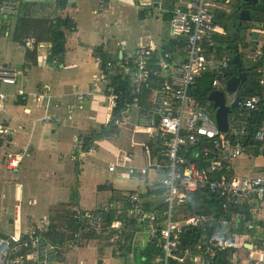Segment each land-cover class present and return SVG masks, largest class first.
Listing matches in <instances>:
<instances>
[{
	"label": "crops",
	"instance_id": "crops-1",
	"mask_svg": "<svg viewBox=\"0 0 264 264\" xmlns=\"http://www.w3.org/2000/svg\"><path fill=\"white\" fill-rule=\"evenodd\" d=\"M17 2L19 10H22L23 23L17 25V31H21L19 34L22 36L19 37L25 43L21 45L14 41L16 23L4 38L0 37V63L19 72L17 84H0V127L11 128L13 132V135L0 137V233L28 231L37 226L42 218L66 212L68 207L75 206L89 212L107 205L111 200L118 207L116 209L130 214L127 211L129 193H142L145 202L149 199L145 195L149 190L161 188L157 183L161 179L159 174L153 171L154 181L143 183L137 171L152 167L158 160L165 161V140L156 135L155 127L147 132L139 109L131 107L123 112L124 123L119 127L117 136L93 139L91 145L96 149L87 146L82 156H76L78 141L94 133L99 134L108 125V118L111 120L106 85L98 82L99 77L104 75L103 71L107 70L103 69L102 61H97L93 53L97 52L95 47L106 43L113 45L114 42L117 44L111 52L113 55L115 51L119 58L126 50H134L142 44L158 50L164 35H174L171 21H167L165 26L164 17L156 10L152 18L138 20V13L145 5L149 7L150 0H107L104 3L102 0H71L65 11L58 9L55 0ZM59 16L73 17L77 24V30L68 35L63 63L49 58L52 45L47 35V26ZM147 37L152 39L150 43H147ZM185 59L184 54L177 62ZM21 89H24V95L20 94ZM89 91L92 94L81 101L80 93ZM20 100L26 104L20 105ZM141 128L145 132H141ZM121 152L128 154L126 164L119 163ZM17 153H22L24 158L18 169L9 170L8 160ZM246 156L254 159V167L244 169L236 166L244 156L229 165L226 177L264 174V158ZM107 164H116V167L110 171L112 166L107 167ZM243 169L245 175H239L237 172ZM25 201L27 207H24ZM259 214L264 217V209ZM134 225L132 223L126 245L132 244L130 251L140 253L155 236L144 226L139 225L135 229ZM242 232L246 237L249 229L243 227ZM252 234L249 240L254 248L252 250L244 245L238 249V264H252L255 257H261L257 252L260 248L257 242L264 240V226L256 223ZM252 238L256 241L251 242ZM89 244L87 248H69L63 257L65 261L59 260L57 264H86V261L100 264L96 242ZM109 249L102 264H138L135 259L139 258L140 264H144L140 257L143 255L138 254L134 261L127 259L122 262L115 260L113 251ZM88 251L92 252L91 260Z\"/></svg>",
	"mask_w": 264,
	"mask_h": 264
},
{
	"label": "built area",
	"instance_id": "built-area-1",
	"mask_svg": "<svg viewBox=\"0 0 264 264\" xmlns=\"http://www.w3.org/2000/svg\"><path fill=\"white\" fill-rule=\"evenodd\" d=\"M105 1L102 0V3ZM234 2L235 0L182 2L188 11L181 10V5L175 6L172 26L175 34L187 45L186 59L171 67L173 93H160L151 116L141 117L144 126L150 129L155 127L156 135L165 140V161L158 160L152 167L139 168L137 171L143 183L154 181L153 171L161 176L157 183L165 190V207L161 211L152 212L144 208L142 193H129L127 211L130 215L126 216L124 210L116 209L113 226L122 231L111 241L109 248L112 251L126 245L133 220H136L155 237L160 235L159 244L164 251L163 264H169L170 255L179 250L183 231L192 228L205 235V239L196 246L197 253L190 257L194 264H213L223 252L229 254L231 264H238V249L250 243L249 236L253 235L254 225L260 223L264 226V217L259 214L264 209V174L244 178L226 177L229 165L243 155L264 158V122L256 132L254 145L241 142L238 139L245 136V128H234L231 133L230 123V131L221 132L213 111L191 94V90L197 88L198 80L204 79L207 74L212 75L208 96L213 91L226 90L233 58L229 54H218L217 40L223 33V28L216 21L217 12L233 14ZM164 4L165 0H150L153 8L164 10ZM18 8L17 0H0V25L2 18L17 15ZM253 32L254 29L249 34L250 39ZM246 35L248 40V33ZM113 44L116 45L117 42ZM87 51L91 52L90 49ZM150 53L148 45L142 44L133 52L123 54L121 58L114 51L106 63L108 72L120 73L134 83L132 106L135 108L140 106L141 93L150 81L146 73ZM93 55L97 61H102V52H95ZM18 75L16 68L0 63V84H17ZM98 82L107 86L109 79L102 75ZM20 94L24 95L25 91L21 89ZM91 94L90 91L81 92L80 100L84 101ZM230 97L232 101L234 94H230ZM262 99L256 88L254 94L243 98L239 110L253 111ZM208 104L212 106L209 100ZM115 106L116 100L110 97V117ZM109 122L108 118L107 123ZM230 133L236 138H232ZM9 135H13L11 128L0 127V137ZM206 143L211 146L205 145L202 149H197L198 145ZM84 148V140L80 139L76 156H82L86 152ZM90 148L94 150L96 146L92 144ZM23 158L22 153L12 155L8 160V169H18ZM127 158V152H121L119 163L126 164ZM115 167L112 166L110 171ZM18 186L22 187V184ZM202 187L207 188L208 199L203 205V212H197L192 201ZM66 214L71 218L84 215L86 224L98 234L101 233L102 214H84L78 208H73ZM49 223L50 219L42 218L37 226L28 231L0 233V264H57L58 247L52 245L47 238ZM243 227L249 229L246 237L243 236ZM257 243L261 244L257 250L261 257H255L252 264H264V240ZM134 256L131 251L127 258L133 260Z\"/></svg>",
	"mask_w": 264,
	"mask_h": 264
},
{
	"label": "trees",
	"instance_id": "trees-1",
	"mask_svg": "<svg viewBox=\"0 0 264 264\" xmlns=\"http://www.w3.org/2000/svg\"><path fill=\"white\" fill-rule=\"evenodd\" d=\"M71 0H55L57 7L61 11H65ZM107 1V0H106ZM105 1V2H106ZM188 0H165L163 12L164 19L166 21H171L173 18V11L175 6H180L179 8L183 11H188V8L182 2ZM222 2L224 0H221ZM235 8L232 15H226L221 12H217L218 18L217 23L220 24L223 28V33L218 38L217 51L219 55L229 54L234 58L236 54H240V57L243 62V70L247 73V80L243 84L242 90L245 94L244 98L255 93V89H259V93L262 95L263 99L259 103L258 107L253 111H246L240 109L235 111L230 116L231 123V133L234 128L241 130L245 128V136L238 139L241 142L249 143L254 145L256 143V132L261 124L264 122V40L260 39L261 33H264V0H258L255 5L252 6H243L242 0H235ZM75 6V4H71ZM243 8L251 9L254 12L253 22L240 21L238 23V28L244 32L241 37L236 38V47L235 49H225L222 47V41L225 40L233 41L234 33L236 28L234 27V20L236 15L242 11ZM154 10H160L158 8H153L146 5L140 11V18L147 19L152 18L154 15ZM148 13H151L149 15ZM22 10L18 8L17 17L6 16L1 19L2 24L0 25V37L4 38L8 34V30L12 28V25L16 23L15 29L13 31L14 41L18 42L21 45H24V41L21 40L19 34L21 31H17V25L23 24L21 20ZM16 16V15H15ZM23 29H26L24 25L20 26ZM173 27V26H172ZM248 27H253L254 32L251 35V41L247 40L246 31ZM21 29L22 31H24ZM77 30V24L73 17H56L54 18L49 25L47 26V35L51 42V48L49 50V58L52 60H57L60 63L64 62V56L67 52V40L68 35L74 33ZM25 33V31H24ZM258 36L255 38V34ZM27 34V33H25ZM173 36L164 35L163 43L160 49L153 50L150 45L148 47L151 50L150 59L148 60V67L146 68V73L150 81L149 84H146L143 88V91L140 96V106L137 107L140 111L141 117L151 116L152 110L155 107L156 99L159 94L162 92L169 93L172 92V75L171 67L172 65L178 63L177 60L180 56L185 54L186 44L180 39L174 32ZM147 43H150L152 40H148ZM261 42H263L261 47ZM114 48V44L106 43L101 46L95 47L94 51L102 52V63L101 66L104 70L107 69L106 63L111 58L112 52L111 49ZM135 50V49H134ZM134 50L124 52V55H127L129 52ZM253 54L255 56V63L250 67H247L245 64V59L247 55ZM238 68L232 62V69L228 73V80L234 76L238 75ZM103 74L109 76V84L105 87V95L112 97L116 100V106L113 110V115L111 120L103 128L99 134H93L91 137H84L85 149L89 146L93 139L102 140L106 137L117 136L119 134V127L124 123L123 112L132 106V100L134 96L133 87L129 79L124 78L120 73H112L108 71H103ZM211 74H207L204 79H200L197 82V88L191 90V94L200 101L202 104L207 106V108L212 112V106L208 104V93L210 91L211 85ZM20 105L26 104L25 101L20 100ZM130 106V107H129ZM230 133V134H231ZM232 138H236L235 135L231 134ZM205 145L211 146L210 143L200 144L197 146V149H202ZM193 149V148H191ZM145 195L149 196V199L143 203L145 209L152 212L161 211L165 207L164 198L165 190L158 188L155 191L149 190ZM208 199V190L206 187H202L198 190L197 194L193 198V206L197 212H203V205ZM115 202L111 200L107 205L96 209L92 212L96 215H103V224L101 233H97L94 229H91L87 224L84 215L76 218L69 217L66 213L71 211L75 206L68 207L66 212L56 213L50 218L49 229L47 233V238L52 245L58 247L59 256L58 261H62L65 253L71 247H80L87 248L91 242H96L95 247L97 249V258L100 264L103 263V259L106 256V250L109 249L111 241L113 238L118 235L121 231H118L117 228L113 226L114 217L116 214ZM116 207V208H115ZM82 210V209H81ZM85 214L89 213L88 211H83ZM129 216L130 214H126ZM135 224V229L139 228V225L143 228V224L137 223L136 220H133ZM120 230V229H119ZM160 235L155 237L151 243L144 249H141V252H134V258L140 254L144 264H153L154 260H157L158 264H163L164 251L162 246L159 244ZM205 239V235L199 234L195 229L184 230L181 234V241L179 250L172 253L169 257V264H190V257L197 253V244ZM261 244H258L257 247H260ZM132 244H127L124 247H121L118 250L113 251L114 257H126L131 252ZM119 253V254H117ZM142 253V254H141ZM139 256V255H138ZM128 259V258H127ZM229 254L223 252L219 257L218 261H214L213 264H231L229 262ZM134 260V259H133ZM131 260V261H133ZM240 262V261H239Z\"/></svg>",
	"mask_w": 264,
	"mask_h": 264
},
{
	"label": "water",
	"instance_id": "water-1",
	"mask_svg": "<svg viewBox=\"0 0 264 264\" xmlns=\"http://www.w3.org/2000/svg\"><path fill=\"white\" fill-rule=\"evenodd\" d=\"M258 0H242L243 6H252L255 5ZM254 12L251 9L243 8L240 11L234 20V27L237 28V25L240 21H253ZM238 30L234 33V38L237 37ZM258 34H255V38ZM233 63L238 68V75L230 78L226 84V90H217L209 94L208 100L212 102V111L215 122L221 132L227 133L230 131V116L237 110H239L241 103L243 102L244 92L242 90L243 84L247 80V73L243 70V62L240 57V54H236L233 58ZM234 94L233 100H228V94ZM230 102V103H228ZM142 129V128H141ZM141 132H145L144 128ZM147 132H150L148 128ZM20 193V190H19ZM256 239L252 238L251 242H255ZM247 248L252 249L254 246L252 243L246 244Z\"/></svg>",
	"mask_w": 264,
	"mask_h": 264
},
{
	"label": "rangeland",
	"instance_id": "rangeland-1",
	"mask_svg": "<svg viewBox=\"0 0 264 264\" xmlns=\"http://www.w3.org/2000/svg\"><path fill=\"white\" fill-rule=\"evenodd\" d=\"M106 6V5H105ZM234 7V6H233ZM155 12H158L159 13V15L160 16H163V14L161 13V12H159L158 10H156ZM149 15H151V13H148ZM140 12L138 13V20L140 19ZM164 17V16H163ZM164 22H165V26L166 25H168V22L164 19ZM166 30H167V32H170V30H169V27H166ZM253 30V27H248V29H247V31H246V34L248 33V41H251V39H250V36H249V34H250V32ZM242 34H244L245 35V33L243 32ZM260 39L263 41L264 40V33H261V35H260ZM262 44H263V42H261V47H262ZM222 47H224L225 49L227 48V49H231V50H233V49H235V47H236V44L234 43V41H228V40H225V42L224 41H222ZM185 55H186V52H185ZM178 60H179V58H178ZM177 60V61H178ZM255 61H256V59H255V56L253 55V54H251V55H247L246 56V59H245V64H246V66L247 67H250L252 64H254L255 63ZM178 63H180V62H178ZM131 84H132V87H134V83L133 82H131ZM24 90V89H23ZM228 97H229V100H230V94H228ZM109 99H110V97H109ZM149 141L151 142L152 141V139L149 137ZM245 156V158H243L242 159V161L238 164V165H236L237 167H242V168H244V169H246V168H253L254 167V159H250L248 156H246V154L245 155H243L242 157H244ZM241 157V158H242ZM129 158V157H128ZM240 158V159H241ZM240 159H238V161L240 160ZM111 164H109V166H110ZM108 166V164H107V167H109ZM111 166H116V164H114V165H111ZM241 170V171H238L237 173L239 174V175H245V170ZM18 199V198H17ZM24 200V199H23ZM19 203H20V201H19ZM20 205L23 207V205L20 203ZM24 207H27V201H25V206ZM37 207V206H36ZM108 250V249H107ZM106 250V251H107ZM110 250V249H109ZM110 252H111V250H110ZM91 251H88L87 252V254H88V256H89V259H90V256H91ZM66 257H67V260L66 261H68V259H69V255L67 254L66 255ZM122 258V259H121ZM121 258H119V257H115L114 259L115 260H121L122 262H124V261H128L127 260V258L126 257H121ZM91 260V259H90ZM63 261H65V260H63ZM134 261V260H133ZM140 258L139 259H135V262L136 263H138V264H140ZM190 262V264H194L192 261H189ZM77 264H80L79 262H76ZM86 264H90L89 263V261H86ZM153 264H158V262H157V260H154V263Z\"/></svg>",
	"mask_w": 264,
	"mask_h": 264
},
{
	"label": "flooded vegetation",
	"instance_id": "flooded-vegetation-1",
	"mask_svg": "<svg viewBox=\"0 0 264 264\" xmlns=\"http://www.w3.org/2000/svg\"><path fill=\"white\" fill-rule=\"evenodd\" d=\"M236 29L238 30L237 37H241V36H242V31L238 28V26H237ZM237 37H236V38H237ZM236 38H235V40H233L235 44H237V42H236ZM244 96H245V94H244Z\"/></svg>",
	"mask_w": 264,
	"mask_h": 264
},
{
	"label": "bare ground",
	"instance_id": "bare-ground-1",
	"mask_svg": "<svg viewBox=\"0 0 264 264\" xmlns=\"http://www.w3.org/2000/svg\"><path fill=\"white\" fill-rule=\"evenodd\" d=\"M255 140H256V138H255Z\"/></svg>",
	"mask_w": 264,
	"mask_h": 264
}]
</instances>
